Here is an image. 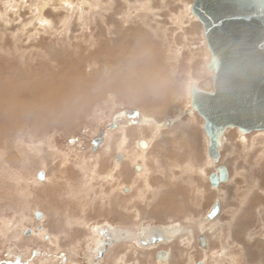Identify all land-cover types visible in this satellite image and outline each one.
<instances>
[{
	"label": "rangeland",
	"instance_id": "1",
	"mask_svg": "<svg viewBox=\"0 0 264 264\" xmlns=\"http://www.w3.org/2000/svg\"><path fill=\"white\" fill-rule=\"evenodd\" d=\"M192 2L0 0V264H81L104 224L129 237L100 264H264V130L227 132L229 179L213 187L202 119L183 113L190 82L211 84ZM113 45L129 58L112 60ZM139 66L152 85L126 72ZM134 108L155 122L110 126ZM215 198L222 209L209 221ZM36 211L43 229L26 235L40 224ZM172 224L181 230L167 242L137 243L148 226Z\"/></svg>",
	"mask_w": 264,
	"mask_h": 264
},
{
	"label": "water",
	"instance_id": "2",
	"mask_svg": "<svg viewBox=\"0 0 264 264\" xmlns=\"http://www.w3.org/2000/svg\"><path fill=\"white\" fill-rule=\"evenodd\" d=\"M190 12L203 26L205 71L211 84L206 89L195 80L190 82V101L183 113H197L202 119L207 152L213 166L209 181L213 187H218L228 180L230 174L228 167L220 163L227 132L235 129L239 135L245 136L264 130V0H193ZM124 112L132 125L143 122L139 109ZM124 119L119 117L110 126L115 128ZM170 125L171 120H166L165 126ZM101 141V138L95 140V150ZM139 143L142 148L148 147L145 138ZM121 158L122 154L118 153L116 160ZM134 167L140 170V166ZM38 178L45 179L44 170L39 171ZM221 207L220 198H215L206 218L214 220ZM35 214L40 224L34 230L26 228V235L43 229L44 213L36 211ZM178 230V225L166 228L151 225L145 229L141 241L143 244L161 243L171 239ZM100 232L105 235V243L98 250L102 256L114 243L116 234L108 226H103ZM118 235L121 239L126 237L124 231ZM199 243L204 249L208 246L203 232L199 234ZM168 256L166 249L157 252L158 259H167Z\"/></svg>",
	"mask_w": 264,
	"mask_h": 264
},
{
	"label": "bare ground",
	"instance_id": "3",
	"mask_svg": "<svg viewBox=\"0 0 264 264\" xmlns=\"http://www.w3.org/2000/svg\"><path fill=\"white\" fill-rule=\"evenodd\" d=\"M146 48V47H145ZM141 49H144V47H142ZM119 52H122V53H127V52H129V50L127 51L126 49H122V48H118V46L117 45H113V47H112V49H107V53L106 54H108V55H111V56H113L114 55V57H111L112 58V60H114L115 59V62H118V60H126L127 58H129L128 56H119L118 55V53ZM146 61V60H145ZM147 62V61H146ZM147 66H149V65H147ZM139 68V69H138ZM145 67L144 66H139V67H134V68H131L130 70H126V72H131V73H133V74H137V73H141V74H138V76H139V79L141 78V79H148V81H146V84H148L147 86H150V85H152L153 84V82H151L149 79L151 78L150 77V75H149V72L146 70L145 71V73H142V71L143 70H145L144 69ZM152 68H149V71H151L152 72V70H151ZM157 69V68H156ZM117 71H119V69H117ZM150 72V73H151ZM76 76V75H75ZM27 77V76H26ZM77 77V76H76ZM36 79V78H35ZM64 80V79H63ZM50 81V80H49ZM61 81V80H60ZM21 82H23V81H21ZM21 82H19V83H21ZM11 83V82H10ZM31 83V82H30ZM43 83V82H42ZM48 82H46V84H47ZM44 85V84H43ZM13 86V85H12ZM22 86H23V83H22ZM29 86V85H28ZM36 86V85H35ZM40 86V85H39ZM44 86H46V85H44ZM146 86V85H145ZM30 87V86H29ZM47 87V86H46ZM23 88V87H22ZM19 89L20 90V92H19V94L21 95H23V96H27V95H29V97L27 98V99H32V93H33V91L32 90H30V91H32V92H30L29 90L28 91H24L23 92V89ZM31 88V87H30ZM29 88V89H30ZM33 88H34V86H33ZM38 88V87H37ZM41 89L43 88V87H40ZM45 88V87H44ZM43 88V89H44ZM51 88V87H50ZM53 88V87H52ZM14 89V88H13ZM35 89V88H34ZM149 89V88H148ZM147 89V90H148ZM45 90V89H44ZM14 91V90H13ZM47 91V90H46ZM51 91V90H50ZM49 91V92H50ZM34 92H36L35 90H34ZM48 92V91H47ZM14 94V93H13ZM34 94V93H33ZM40 94H42L41 93V90H40ZM52 96H53V94L52 93H50ZM49 94V95H50ZM10 96V95H9ZM4 97V96H3ZM5 98V97H4ZM17 98H18V96L16 97V100H17ZM40 98V97H39ZM45 98V97H44ZM41 99V98H40ZM12 100L15 102V99L14 98H12ZM12 100H10V104H11V101ZM44 100V99H43ZM79 101V100H78ZM1 102H2V100H1ZM54 103V102H53ZM12 105V104H11ZM15 105V104H14ZM14 108V107H13ZM18 108H20V107H18ZM65 108V107H64ZM21 110L20 111H17L16 109L14 110V111H11V112H7V116H8V118L7 117H5V118H7L8 120H10V121H15L16 119H18V118H20L22 115H21ZM125 112H123V113H121L119 116H117L116 117V119L117 118H119V117H126V115L124 114ZM143 115V114H142ZM189 115V114H188ZM143 117H144V119H143V122L142 123H144V122H151V123H154L155 121L154 120H151V119H149V118H147V117H145L144 115H143ZM127 118V117H126ZM128 119V118H127ZM130 120V119H129ZM118 121V120H117ZM130 123H131V121H130ZM157 123V122H156ZM172 123V122H171ZM121 124H123L122 123V121H120V123L118 124V125H121ZM132 124V123H131ZM158 124V123H157ZM161 125L162 126H164L165 127V121L164 122H161ZM13 126V125H12ZM163 127V128H164ZM162 128V127H161ZM1 136V135H0ZM1 138V137H0ZM148 143V142H147ZM97 150V149H96ZM208 151V150H207ZM118 154V153H117ZM116 154V155H117ZM123 157V156H122ZM116 158V157H115ZM121 160H122V158H121ZM120 160V161H121ZM117 161V160H116ZM119 162V161H118ZM136 165H138V166H140V170L138 171V172H141V170L143 169V167H142V165L141 164H135V166ZM229 179V178H228ZM228 181V180H227ZM110 228H111V230H112V232H115L116 233V231H118V229L117 228H115V226H112V225H110V224H107ZM174 225H178V224H172V225H170V226H174ZM170 226H167V227H170ZM179 226V225H178ZM101 228V227H100ZM162 228H166V227H162ZM179 228H180V226H179ZM146 229V228H145ZM145 229L141 232V236L139 237V238H137L136 239V241H137V243L138 244H143L142 243V241H141V238H142V235L144 234V232H145ZM181 230V229H180ZM98 231V234H99V231L100 230H98V227H97V230H95V233ZM126 231V230H125ZM98 234L96 235L95 234V237L97 238V243H96V245H95V247H93V253H97V250H98V247L100 246V245H102V243L104 242V239L102 238V237H99L98 236ZM125 234H128V232L126 231V233ZM129 235V234H128ZM175 235H173V237H174ZM127 239V238H126ZM168 240H166V241H164V242H167ZM154 244H156V243H153V245ZM143 245H145V244H143ZM147 245V244H146ZM150 245V244H149ZM157 245V244H156ZM150 246H152V245H150Z\"/></svg>",
	"mask_w": 264,
	"mask_h": 264
},
{
	"label": "flooded vegetation",
	"instance_id": "4",
	"mask_svg": "<svg viewBox=\"0 0 264 264\" xmlns=\"http://www.w3.org/2000/svg\"><path fill=\"white\" fill-rule=\"evenodd\" d=\"M125 119H124V122H122V123H124V124H128V125H132L131 123H130V120L129 119H127L126 117H124ZM98 138H101L102 140H103V138L102 137H97V138H95V140H97ZM95 140L94 141H92V147H94L95 146ZM102 142V141H101ZM103 226H108L107 224H104V225H97L96 227H98V230H100ZM37 227H38V224H37ZM101 227V228H100ZM109 227V226H108ZM115 228H117L118 229V231H116V233L115 232H113V233H115L116 234V237H115V241H114V243H111L107 248H106V251L104 252V254L102 255V256H100V254L98 253V250L101 248V246L105 243V235H103V234H101V232L99 231V234H98V232H96V235L98 234V236L99 237H102L103 239H104V242L102 243V245H100L99 247H98V250H97V253H93V250H92V248L96 245V241H95V237L93 236L92 237V245H90L89 246V248H88V253H89V258H88V256H87V258H86V256H82V258H81V264H100V261L103 259V257H104V255L106 254V252L108 251V249L110 248V246H112L113 244H115V243H117V242H122V241H125L126 240V238H128L129 236H128V234H126V237L125 238H123V239H121L120 237H119V233H120V231H124L125 233H126V231H125V229L124 228H122V227H119V226H115ZM112 231V230H111ZM180 231V228H179V230H178V232ZM177 232V233H178ZM177 233H175V234H177ZM91 234V233H90ZM174 234V235H175ZM51 234H47L46 235V238L47 239H51ZM91 237V236H90ZM170 240V239H169ZM161 243H163V242H161ZM150 244H153V243H150ZM156 244H160V243H156ZM146 245V244H145ZM147 245H149V244H147ZM85 255H86V253H85ZM68 255H66V254H64L63 255V259L65 260V261H67V257ZM169 257V256H168ZM162 260H166V259H162ZM8 264H10V263H8ZM34 264H38V263H34Z\"/></svg>",
	"mask_w": 264,
	"mask_h": 264
}]
</instances>
